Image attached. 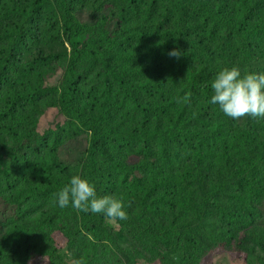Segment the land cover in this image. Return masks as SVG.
Listing matches in <instances>:
<instances>
[{
	"label": "trees",
	"instance_id": "obj_1",
	"mask_svg": "<svg viewBox=\"0 0 264 264\" xmlns=\"http://www.w3.org/2000/svg\"><path fill=\"white\" fill-rule=\"evenodd\" d=\"M234 66L264 73V0H0V264H264V118L211 103ZM74 175L127 219L60 207Z\"/></svg>",
	"mask_w": 264,
	"mask_h": 264
},
{
	"label": "clouds",
	"instance_id": "obj_2",
	"mask_svg": "<svg viewBox=\"0 0 264 264\" xmlns=\"http://www.w3.org/2000/svg\"><path fill=\"white\" fill-rule=\"evenodd\" d=\"M183 53L174 48L168 52L169 57L180 59ZM213 95L211 103L232 119L242 117L264 118V73L241 74L238 67H225L218 71L212 80ZM187 94L177 102H187ZM60 207L71 206L77 210L103 214L111 221L127 219L124 203L111 195L98 197L95 188L88 180L79 175L71 177L70 182L56 193ZM74 264H82L75 261Z\"/></svg>",
	"mask_w": 264,
	"mask_h": 264
},
{
	"label": "rangeland",
	"instance_id": "obj_3",
	"mask_svg": "<svg viewBox=\"0 0 264 264\" xmlns=\"http://www.w3.org/2000/svg\"><path fill=\"white\" fill-rule=\"evenodd\" d=\"M58 244L59 245H63L64 243L61 242V241H58ZM224 261H225L224 264H246L245 258L243 256H238V257H235L233 259H223V258H221L219 264H222Z\"/></svg>",
	"mask_w": 264,
	"mask_h": 264
}]
</instances>
